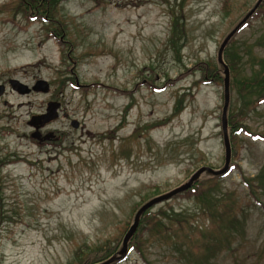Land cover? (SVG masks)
I'll list each match as a JSON object with an SVG mask.
<instances>
[{
    "label": "rangeland",
    "instance_id": "1",
    "mask_svg": "<svg viewBox=\"0 0 264 264\" xmlns=\"http://www.w3.org/2000/svg\"><path fill=\"white\" fill-rule=\"evenodd\" d=\"M28 1L0 0V264H90L118 253L142 204L201 166L223 167V83L202 72L257 0H40L35 20ZM258 8L228 49L237 61L229 103L249 129L230 144L229 172L199 177L205 198L182 193L148 209L113 264H264ZM10 79L49 90L21 95ZM49 101L58 117L28 125ZM207 201L235 212L237 228L221 231Z\"/></svg>",
    "mask_w": 264,
    "mask_h": 264
},
{
    "label": "water",
    "instance_id": "2",
    "mask_svg": "<svg viewBox=\"0 0 264 264\" xmlns=\"http://www.w3.org/2000/svg\"><path fill=\"white\" fill-rule=\"evenodd\" d=\"M264 0H257L254 4V6L244 15V17L234 26V28L224 37L222 40L221 44L219 45L218 51H217V62L218 64L222 65V73H223V105H222V110H221V128H222V136H223V144H224V165L222 168L219 169H213L208 166H201L198 168L188 179L187 182L183 183L182 185L164 193L161 195H158L144 204L140 206V208L136 211L132 224L126 231L123 241H122V246L121 249L118 251V253L104 261L98 262L96 264H113L114 262L120 261L125 253L127 252V245L128 241L135 232V230L138 227L139 221L143 213L153 207L156 204L162 203L164 201L170 200L173 196L176 194H179L181 192L186 191L189 189L195 182L198 181L199 177L204 174L208 173L212 176H218L222 175L227 172L229 169V161H230V156H231V147H230V142L228 138V133H227V109L229 106L230 102V73H229V68L225 64L222 58L223 51L231 38L235 36L239 28L246 23V21L253 15L255 10L260 6V4ZM8 84L11 88L12 91L17 92L18 94L25 95L29 94L30 92H41V93H47L49 90V85L45 80L39 79L37 80L32 86H28L22 82H20L17 79H10L8 81ZM5 90V87L3 85H0V95L3 94ZM59 108V103L56 101H49L47 102L45 112L38 114V115H33L31 116L30 120L27 122L28 125L32 126L35 129H38L39 127H43L46 124L52 122L58 117L57 110ZM71 124L76 127L77 122L72 121ZM52 133H48L44 135V139H50ZM31 137L33 138H40L39 131L36 130L31 134Z\"/></svg>",
    "mask_w": 264,
    "mask_h": 264
},
{
    "label": "trees",
    "instance_id": "3",
    "mask_svg": "<svg viewBox=\"0 0 264 264\" xmlns=\"http://www.w3.org/2000/svg\"><path fill=\"white\" fill-rule=\"evenodd\" d=\"M39 2H40V0H29L28 2H25L24 3L25 4L24 11L26 12V16L29 17L30 20H35V19H37L39 17V14L36 13V11H38V9L37 8H34L35 6L37 7V5L39 4ZM263 4H264V1L261 3V5H260V7L258 9H260ZM42 13H45V11L42 12ZM42 15L40 16V18H43V21L47 22V19H45L44 16H42ZM247 23L248 22H246L244 25H242L241 28L244 27ZM59 31H60L59 29L58 30L56 29L53 32L55 34L58 32V34H59ZM55 34H54V36L57 35V34L56 35ZM232 43H233V40L231 38V40L229 41V43L225 47V49L223 51V54H222L223 61L225 62V64L229 68V73H230V78H231V80H230V102H231L232 91H233L232 75H233V73L237 69V61L234 60L233 57L230 56V54L228 53V49L230 48V46H231ZM202 73H203V75H202L203 82H208V80H212V79L213 80L218 79L220 82L223 83L222 65L218 64V62L214 63L213 64V67L211 69L210 68L208 70H205L204 69ZM257 90H262V91H257ZM252 91L254 92V94L256 93L258 95L259 98H258L257 101L259 103L264 100V88L263 89L254 88V90H252ZM244 113L245 112L243 110H241L237 114L235 111H233V109H232V107L230 106V103H229V106H228V109H227V123H228L229 141H230L231 146L234 145V142H235V140L237 138V134H239V132L245 131V132L249 133V129L242 122L243 119L240 117ZM228 172H226V173H224L222 175L213 176L211 178V180H213V182H215L217 179L224 177ZM210 192H211V190H210L209 187H207V186L204 187L203 186V180H198L192 187H190L186 191L181 192L179 194H181V195H182V193L183 194H188L189 196H194V197H197V198L200 197V196H204V198H205V194H208ZM179 194H176L175 196H177ZM204 204L206 205V208H208L209 213L213 217H215L214 210H216V212L218 214L217 216L218 217H221L220 220H221L222 223L219 224V228H220L221 231H223V230H229V229L234 228V227L237 228V224L240 223V222L236 218L235 212L231 211L230 208H225V209H222V210H217L208 201L205 202ZM149 215L150 214L148 213V210H146L143 213V215H142V219H144V217L146 218ZM226 235H227V233L222 236L223 239H221L219 237L216 238V239H214L215 242H216L215 244H217V247H215V246H214V248H213V246L210 247L209 248L210 250H208L207 256L208 255H212L215 252L216 248L219 249L222 246V243L223 242L226 243ZM132 246L133 245L130 246L131 249H133ZM188 254H189V252H188ZM189 255H192V254L190 253ZM103 259H106V258L96 259L95 261H92L90 264H96L97 262L102 261ZM117 262H119V261H117ZM114 263H116V262H114Z\"/></svg>",
    "mask_w": 264,
    "mask_h": 264
},
{
    "label": "flooded vegetation",
    "instance_id": "4",
    "mask_svg": "<svg viewBox=\"0 0 264 264\" xmlns=\"http://www.w3.org/2000/svg\"><path fill=\"white\" fill-rule=\"evenodd\" d=\"M7 84H8V81H7ZM3 86H4V85H3ZM47 125H48V124H47ZM47 125L43 126V128H45ZM43 128H42V129H43ZM38 142L41 143V141H38Z\"/></svg>",
    "mask_w": 264,
    "mask_h": 264
}]
</instances>
